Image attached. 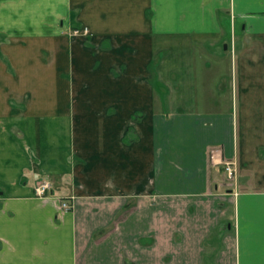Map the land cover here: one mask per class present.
Returning a JSON list of instances; mask_svg holds the SVG:
<instances>
[{"label":"crops","instance_id":"0c3cea01","mask_svg":"<svg viewBox=\"0 0 264 264\" xmlns=\"http://www.w3.org/2000/svg\"><path fill=\"white\" fill-rule=\"evenodd\" d=\"M0 264H264V0H0Z\"/></svg>","mask_w":264,"mask_h":264},{"label":"rangeland","instance_id":"374dc122","mask_svg":"<svg viewBox=\"0 0 264 264\" xmlns=\"http://www.w3.org/2000/svg\"><path fill=\"white\" fill-rule=\"evenodd\" d=\"M35 29H36L35 24L31 23V24L26 25L25 31L31 32V31H34ZM64 31H65L64 33L67 36V38L71 40V41L69 40L70 43H74L75 41H77V39L78 40L80 39L84 42L85 40L87 41V40H90L92 37H95V34L92 32L91 28L84 24H81V25L79 24V26L71 25L68 28H66ZM19 40L23 41L22 37ZM41 42L43 41H40V43ZM46 44L48 46H52L53 42L51 41L46 42ZM47 45H42V46H47ZM55 46H59V45L55 44ZM234 181H236L235 177L233 179L225 180V182H229L228 186H232L231 183H234Z\"/></svg>","mask_w":264,"mask_h":264},{"label":"built area","instance_id":"2783aa9c","mask_svg":"<svg viewBox=\"0 0 264 264\" xmlns=\"http://www.w3.org/2000/svg\"><path fill=\"white\" fill-rule=\"evenodd\" d=\"M225 174L227 179L236 177L237 168L235 162L227 161L224 163ZM36 195L39 197H49L54 194L53 187L50 181L44 180L37 183L35 186ZM62 209L68 211L72 209L73 203L70 200L60 197Z\"/></svg>","mask_w":264,"mask_h":264},{"label":"water","instance_id":"95a60500","mask_svg":"<svg viewBox=\"0 0 264 264\" xmlns=\"http://www.w3.org/2000/svg\"><path fill=\"white\" fill-rule=\"evenodd\" d=\"M225 47L227 48V45H225Z\"/></svg>","mask_w":264,"mask_h":264}]
</instances>
